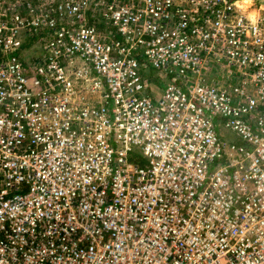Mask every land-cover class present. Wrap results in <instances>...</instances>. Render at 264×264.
<instances>
[{
    "label": "built area",
    "instance_id": "1",
    "mask_svg": "<svg viewBox=\"0 0 264 264\" xmlns=\"http://www.w3.org/2000/svg\"><path fill=\"white\" fill-rule=\"evenodd\" d=\"M247 1L0 0V264H264Z\"/></svg>",
    "mask_w": 264,
    "mask_h": 264
},
{
    "label": "rangeland",
    "instance_id": "2",
    "mask_svg": "<svg viewBox=\"0 0 264 264\" xmlns=\"http://www.w3.org/2000/svg\"><path fill=\"white\" fill-rule=\"evenodd\" d=\"M37 1H39V0H37ZM251 4H252V7L250 9V12H251L250 16L254 17L255 15H257V14H259V13L264 11V0H249V1H247L245 3V7H249V5H251ZM245 12H247V11H245ZM245 12H243V13L245 14ZM146 71L147 72L149 71L148 72V77H149L150 80H152L151 77L153 75V78H154L153 82L157 83V85H156L157 88H160L164 84L159 78H157V74H156L155 71L151 70L149 67H146ZM220 74H223V72H221ZM216 75H217V73H216ZM223 133H224V135H225V137L227 139H231L232 138L230 133H228L226 131H224Z\"/></svg>",
    "mask_w": 264,
    "mask_h": 264
},
{
    "label": "trees",
    "instance_id": "3",
    "mask_svg": "<svg viewBox=\"0 0 264 264\" xmlns=\"http://www.w3.org/2000/svg\"><path fill=\"white\" fill-rule=\"evenodd\" d=\"M97 24H99V23H97ZM100 26H101V28H103L101 24H100ZM151 79H152V80L154 79V78H153V75H152Z\"/></svg>",
    "mask_w": 264,
    "mask_h": 264
}]
</instances>
